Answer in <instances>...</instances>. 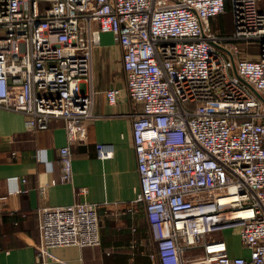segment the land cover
I'll return each instance as SVG.
<instances>
[{"label": "built area", "instance_id": "1", "mask_svg": "<svg viewBox=\"0 0 264 264\" xmlns=\"http://www.w3.org/2000/svg\"><path fill=\"white\" fill-rule=\"evenodd\" d=\"M227 2L232 33L222 35L212 21ZM262 2L0 0V109L23 115L29 131L64 121L62 183L72 181L73 146L89 141L95 116L93 47L108 32L120 46L135 105L134 202L144 206L153 264H264ZM251 42L257 56H244L241 46ZM120 93L109 89L108 104ZM97 210L85 200L40 208L39 257L55 247L99 246ZM231 227L249 258L231 257L224 240L210 238ZM198 247L202 253L185 255Z\"/></svg>", "mask_w": 264, "mask_h": 264}, {"label": "crops", "instance_id": "2", "mask_svg": "<svg viewBox=\"0 0 264 264\" xmlns=\"http://www.w3.org/2000/svg\"><path fill=\"white\" fill-rule=\"evenodd\" d=\"M92 55L95 116L88 124L89 141L73 146L71 182L60 181L59 149L67 143L64 121L29 131L23 115L0 109V264H153L148 254L155 245L144 206L134 202L141 190L131 132L135 105L125 88L122 50L114 37L105 45L101 38ZM113 88L121 93L110 105L106 92ZM16 186L26 192H12ZM79 189L87 194L79 195ZM83 200L96 204L101 244L55 247L40 258L38 210ZM217 233L228 255L249 258L238 229Z\"/></svg>", "mask_w": 264, "mask_h": 264}, {"label": "rangeland", "instance_id": "3", "mask_svg": "<svg viewBox=\"0 0 264 264\" xmlns=\"http://www.w3.org/2000/svg\"><path fill=\"white\" fill-rule=\"evenodd\" d=\"M262 4H264V2H262ZM231 3L227 2L226 5V10L225 13L218 16V18L216 20L213 21V29H217L219 31H221L223 34H229L232 32V17H231ZM102 38V44L105 45L107 44L109 41L112 42L113 41V37L111 36V33H101ZM243 48V50L245 51V55L244 56H249V57H255L257 56V53L259 50L258 49V45L256 42H251L248 45H244L241 46ZM217 232L220 231H215V233L210 234V238L215 241L217 239H219V237H217ZM203 252V248L202 247H198L197 249H193V250H187L185 255H198L200 253Z\"/></svg>", "mask_w": 264, "mask_h": 264}, {"label": "trees", "instance_id": "4", "mask_svg": "<svg viewBox=\"0 0 264 264\" xmlns=\"http://www.w3.org/2000/svg\"><path fill=\"white\" fill-rule=\"evenodd\" d=\"M224 13H225V12H224ZM224 13H222V14H224ZM222 14H220V15H222ZM220 15H219V16H220ZM217 18H218V17H217ZM212 27H213V24H212Z\"/></svg>", "mask_w": 264, "mask_h": 264}, {"label": "water", "instance_id": "5", "mask_svg": "<svg viewBox=\"0 0 264 264\" xmlns=\"http://www.w3.org/2000/svg\"><path fill=\"white\" fill-rule=\"evenodd\" d=\"M252 90H253V88H252ZM254 91V90H253ZM255 92V91H254ZM256 93V92H255Z\"/></svg>", "mask_w": 264, "mask_h": 264}]
</instances>
